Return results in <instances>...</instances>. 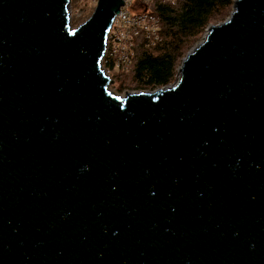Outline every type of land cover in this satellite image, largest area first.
<instances>
[{"label":"water","instance_id":"water-1","mask_svg":"<svg viewBox=\"0 0 264 264\" xmlns=\"http://www.w3.org/2000/svg\"><path fill=\"white\" fill-rule=\"evenodd\" d=\"M123 5L0 0V264H264V0L120 95Z\"/></svg>","mask_w":264,"mask_h":264},{"label":"trees","instance_id":"trees-1","mask_svg":"<svg viewBox=\"0 0 264 264\" xmlns=\"http://www.w3.org/2000/svg\"><path fill=\"white\" fill-rule=\"evenodd\" d=\"M235 0L157 1L152 10L161 20L155 45L141 44L133 59L131 81L140 90H156L176 80L178 67L194 44L211 26L225 21Z\"/></svg>","mask_w":264,"mask_h":264},{"label":"built area","instance_id":"built-area-1","mask_svg":"<svg viewBox=\"0 0 264 264\" xmlns=\"http://www.w3.org/2000/svg\"><path fill=\"white\" fill-rule=\"evenodd\" d=\"M157 1L175 3L177 0H124L109 30L103 58V67L111 81L114 82L112 72L124 73L132 68L141 44L151 47L159 40L161 20L152 10Z\"/></svg>","mask_w":264,"mask_h":264},{"label":"rangeland","instance_id":"rangeland-1","mask_svg":"<svg viewBox=\"0 0 264 264\" xmlns=\"http://www.w3.org/2000/svg\"><path fill=\"white\" fill-rule=\"evenodd\" d=\"M97 2L98 0H72V23L74 27L79 26L81 23H83L85 20H87L92 15V13L94 12L97 6ZM206 32L203 34L201 39L198 40L194 44V46L188 51V53L203 39ZM185 57L183 58V60L185 59ZM181 64L182 63H180L179 67L181 66ZM131 69L124 73H129ZM112 76L114 79V82L112 84V90L114 93L124 95V93L132 92V91H140V89L136 88V86L132 83L131 74H123L117 70V71L112 72ZM177 76H178V73H177ZM177 76H176V79H177ZM150 91H155V90H150Z\"/></svg>","mask_w":264,"mask_h":264}]
</instances>
